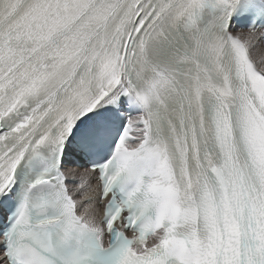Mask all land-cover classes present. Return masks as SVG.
I'll list each match as a JSON object with an SVG mask.
<instances>
[{"label":"snow or ice","instance_id":"1","mask_svg":"<svg viewBox=\"0 0 264 264\" xmlns=\"http://www.w3.org/2000/svg\"><path fill=\"white\" fill-rule=\"evenodd\" d=\"M0 264H264V0H0Z\"/></svg>","mask_w":264,"mask_h":264}]
</instances>
